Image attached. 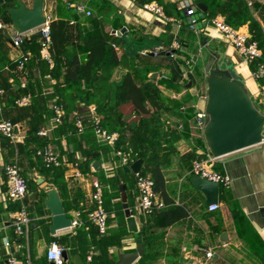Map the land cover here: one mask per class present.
<instances>
[{"label":"crops","instance_id":"1","mask_svg":"<svg viewBox=\"0 0 264 264\" xmlns=\"http://www.w3.org/2000/svg\"><path fill=\"white\" fill-rule=\"evenodd\" d=\"M16 1L6 0L13 4ZM24 1L31 7L34 0ZM153 1L162 6L167 4L169 8L174 6L176 12L183 11L185 2H149ZM247 1L253 17L264 28V0ZM75 2L85 4L86 9L91 12H94L96 4L101 3L111 5L112 11L89 24L76 18L77 13L81 18L87 17L85 12V16H82V12H77L73 7L63 9L70 37L67 60L74 53H83L86 38L92 33L112 34L117 41H137L146 36L163 37L171 42V50L174 49L172 46L175 42L179 43L180 48L179 40L182 39L194 49V53L190 52L191 58L184 64H178L172 54L155 55L152 65H147L152 68L149 76L156 79V85L165 96L172 98V94L176 93L177 99H180L191 94L193 99L186 106L193 111L187 110L180 115L166 114V121L171 127H177L178 124L183 127L179 129L181 136L174 143L177 153L173 156L171 165L164 170V185L156 192L157 197L165 203L162 209L181 207L186 214L170 224L163 218L155 219L140 214L136 208V188L130 186L127 189L126 183H121L126 186L129 206L135 212L139 231L146 229L147 243H143L145 255L134 264H264V144L224 155L213 162L212 167L229 180L227 185H220L217 210H209L205 194L191 181V167L195 159L200 156H203L201 159H206L211 154L206 148L203 129L197 126L195 119V106L202 103V96L207 95L206 65L211 54L214 52L221 56L223 67L228 61L234 64L262 114L264 75L256 78L250 62L228 44L200 12V29L191 32L185 30L183 24L186 20L183 22L180 16H169L171 20L168 22L160 21L137 1ZM57 5L58 0H44L45 13H52L57 18ZM0 20L3 22V28H0V84L4 89L0 118L12 119L17 125L15 139L0 134V264H5L12 258L18 264H52L47 251L53 244L61 245L67 250L68 259L65 264H75L73 256L76 254L83 258L85 264H115L118 252L136 250L140 235L139 232L129 231L121 191L110 183L118 176L122 164L116 161L118 156L114 146L101 141L93 130L94 114L91 108L96 107V103L90 96L114 94V84L129 72L132 62L135 61L138 67L145 65L140 57L134 58L123 47L118 46L121 63L113 67H100L95 75L97 82L92 86L81 83L80 90L73 92V97H70L75 105L72 107L69 106V100L63 98L57 80L50 75L51 65H48L42 47L43 36L37 35L39 38H34L35 31L24 33L23 43L17 47L13 40L17 34L13 23ZM240 29L252 34L248 23ZM155 50L165 49L159 46ZM261 51L264 57V50ZM22 55H28L29 60L20 69L18 59ZM154 73H157L156 77L153 76ZM171 80L182 86L180 92L168 86ZM23 96L31 97V107L16 106V100ZM58 99L65 111L67 109L65 120L55 126L48 136L36 134L50 123L52 106ZM124 107L128 111L132 106L127 103ZM77 119H81L84 124L81 132L76 126ZM40 142L49 143L59 152L62 164L58 168H46L43 159L36 153L40 149ZM98 144L109 146L98 147ZM96 155L99 158H94ZM87 158L93 159L88 171H84L83 165ZM14 160L18 162L28 185V193L20 202H12L8 197L5 167ZM98 160L101 162L100 169L94 167ZM125 173L130 179L135 174ZM96 182L103 186L104 208L109 215L105 235L99 234L88 218L89 210L95 205L92 194ZM47 186L58 190L65 212L72 220L81 212V225L51 232L53 214L45 204ZM22 207L28 212L30 222L24 232L20 233L16 229L13 214ZM208 250H213V257L210 259L206 257Z\"/></svg>","mask_w":264,"mask_h":264},{"label":"trees","instance_id":"2","mask_svg":"<svg viewBox=\"0 0 264 264\" xmlns=\"http://www.w3.org/2000/svg\"><path fill=\"white\" fill-rule=\"evenodd\" d=\"M17 1L15 3H17ZM75 1L79 0H68L67 2L58 0L57 18L53 17L50 22L51 44L49 51L53 60L50 75L57 80V85L61 86L63 98H67L69 100V106L74 107L75 105L70 97H73V92L80 90L81 83L86 84V86H92L97 82L95 81V75L100 67H113L121 63L122 57L118 55V46L123 47L132 57L141 58L145 66L138 67L135 61L132 62L129 72L126 73L120 82L114 84V94H106L103 96L92 94L90 97L96 103V111L100 117L101 125L111 132L116 131L120 134L119 141L114 146L115 153L117 150H122L129 158L128 162L123 164L122 158L116 154L118 156L116 157V161L122 165L118 176L111 180L110 183L113 184L117 190H119V185L123 182L126 183L127 189L131 186L135 187L137 190L136 175L133 174L131 179L127 178L125 167L131 165L138 159H142L143 165L141 173L150 175L153 178L155 182V191L158 192L164 185V170L171 165L173 156L177 153L174 143L182 134L178 127H171L167 123L166 114L176 113L180 115L187 110L193 111L192 108L189 107L187 109L186 106L187 103L193 99L191 94L180 99L169 98L165 96L156 85V79L149 76V72L152 71V68L147 65L153 63V59L156 58V56L151 55L150 52L159 46H162L165 50H171V42L164 40L163 37L156 36H146L137 41H117L113 38L112 34L92 33L86 38L83 53L81 55L74 53L71 58L67 60L66 55L67 49L70 47V37L67 30L68 21L64 18L62 11L64 8H70L69 3ZM149 1L152 0H138L137 2L143 5ZM159 1L162 3L161 0ZM200 2L207 5L206 11L199 9V12L207 20L217 15H222L226 22L235 28H240L248 23L252 37L258 41L259 47L264 50V28L262 24L253 17L252 9L247 0H198V3ZM7 4H9V2H6V0H4V3L0 1V19L6 22H12L7 10ZM254 6L256 7V5ZM163 7L168 16H180L183 22L186 20L184 11L180 10L179 12V10H177L176 12L174 6L169 8L167 4ZM111 11V5L107 6L101 3L96 4L94 12H92L90 16L81 18L77 13L76 18L93 24L96 18L100 19L103 15ZM262 19L264 22V14ZM183 26L185 30L193 32L190 30L187 22H184ZM34 38H39V36L34 35ZM179 41L181 47L175 50L174 55L178 64H184L187 59L191 58L192 55H190V52L194 53V49L191 48L190 43L185 44L182 39ZM143 51L147 52L142 53ZM263 59L264 57L249 63L252 71H255L257 62ZM47 63L50 65L48 61ZM168 86L176 92H180L182 88V86L172 80L168 82ZM57 102L61 103L59 99ZM127 103H130L132 106L128 111L125 107L123 108ZM31 106L32 104L22 108H29ZM182 106H185L184 110L181 109ZM51 115H54L53 111H51ZM8 120L14 122L12 119ZM36 134H38V132ZM30 135L32 136L34 134ZM48 144L47 142H40L38 147L43 148ZM101 146L105 147L109 145L98 144V147ZM206 148L207 151L210 152L208 147ZM94 158H99V156L96 155ZM201 158H203V156L197 159ZM92 159L93 158H87L86 161H84V171H88ZM46 168L52 169L58 167ZM220 185L224 184L220 183ZM185 214L186 212L181 207L170 206L165 209L156 210L147 217H153L155 219L163 218L166 223L170 224L181 219ZM95 228L97 232L101 234L96 226ZM139 235V237L143 239V243L146 244V229L142 228L139 231Z\"/></svg>","mask_w":264,"mask_h":264},{"label":"built area","instance_id":"3","mask_svg":"<svg viewBox=\"0 0 264 264\" xmlns=\"http://www.w3.org/2000/svg\"><path fill=\"white\" fill-rule=\"evenodd\" d=\"M138 1V0H133ZM70 7H73L77 12H85L86 15L90 16L92 12L86 9L85 4L81 2H73L69 3ZM143 8L151 13H153L158 20L163 22H168L171 18L165 13L163 6L156 1L146 2L143 4ZM199 7L198 0H185L183 5V11L186 16V22L189 28L193 31H198L199 28ZM46 21L40 27L43 36L42 47L45 51L44 57L49 62V64L53 65V60L51 57V53L49 51L51 44V35H50V22L53 19L52 13H45ZM208 22L217 29L222 38L231 46H233L241 55H243L248 62H253L262 58V51L259 47V43L256 39L252 37L251 34L241 30L240 28H235L226 22L225 18L222 15H217L214 18L208 20ZM0 28H3V22L0 20ZM14 45L21 46L24 40V33H18L14 36ZM174 49L179 48V43L175 42L172 46ZM159 50H155L158 52ZM29 60L28 55H22L18 59V66L20 69L25 67L26 62ZM253 75L256 78H261L264 75V60L257 62V66L255 71H253ZM3 96L4 89L0 84V114L3 111ZM172 99L177 98V94H172ZM207 95L202 96L200 100L202 103L196 104L195 111V119L196 124L201 129H204L205 121L207 118L205 105H206ZM31 97L23 96L16 100V105L18 107H27L31 105ZM182 110L185 109V106L181 107ZM52 110L54 115L51 118L50 123L38 131V135L40 136H48L49 132L53 130V128L61 123L66 116V111L62 104L55 102L52 106ZM91 111L94 114L93 117V128L97 137L111 145L115 146L120 138V134L116 131H109L104 128L100 123V117L97 114L96 107L92 106ZM76 126L79 132L83 131L84 124L81 119L76 120ZM17 125L11 120H7L4 117L0 118V134L7 136L11 139L16 138V129ZM178 129L183 127L182 124L177 125ZM260 144H264V129H263V138ZM37 155L40 156L46 167H58L62 164V159L60 158L59 152L51 145H46L43 148L37 150ZM117 155L122 158V162L125 164L128 162L129 158L122 150H117ZM217 158L212 154L209 155L206 159H196L193 162L191 173L193 176L197 175L202 178L209 179L211 181L223 183L224 185L228 184V178L215 170L212 167L213 162ZM5 172L7 176V186H8V197L12 202H20L22 201L28 193V185L25 177L21 174L20 166L17 161H12L8 163L5 167ZM136 175V186L138 190V199H137V211L140 214L145 216L153 214L156 210L162 209L165 207L164 201L160 200L157 197L155 191V182L150 175H144L139 171L135 173ZM93 200L95 202L94 207L89 210L88 218L89 220L97 227L98 231L101 234H106L108 231V212L104 208V198H103V186L101 183L96 182L94 184V192L92 194ZM210 211L217 210L219 208L218 203H214L208 206ZM133 214L135 215L134 210ZM16 229L18 232H24L25 228L30 222V218L28 212L24 207L17 210L14 214ZM81 212L77 213L75 219L72 220V227H78L82 224L81 220ZM64 250L65 248L58 244H53L47 251V257L50 261L55 264H65L66 260L64 258ZM206 257L208 259L213 257V250H208L206 252ZM91 261V257L88 258ZM9 264H18L17 260L12 258L8 260ZM204 264V262H201Z\"/></svg>","mask_w":264,"mask_h":264},{"label":"water","instance_id":"4","mask_svg":"<svg viewBox=\"0 0 264 264\" xmlns=\"http://www.w3.org/2000/svg\"><path fill=\"white\" fill-rule=\"evenodd\" d=\"M0 1L4 3V0ZM198 7L202 11L207 10V5L202 2L198 3ZM7 10L18 33L35 31L36 35L42 34L40 27L46 21L44 0H34L31 7L24 0H18L17 3L7 4ZM81 15L85 16V13L82 12ZM174 52L175 50H162L153 51L150 54L172 55ZM220 60L221 56L213 52L206 65L207 100L205 110L207 118L203 129L207 147L216 158L260 144L264 129V114L260 112L257 104L252 100L243 78L237 73L231 61H228L223 67ZM153 76L156 77L157 73H154ZM142 164L143 160L138 159L130 166H126L125 171L138 173L142 169ZM94 167L100 169L101 162L96 161ZM191 181L198 190L205 194L208 205L219 202V182L197 175L193 176ZM119 189L128 229L138 233L137 218L129 206L126 186L120 184ZM45 204L53 214V224L50 228L52 233L71 227L72 219L65 212L61 195L53 186H47ZM262 212L264 214V207ZM63 255L67 260V250H64ZM144 255L143 239L139 237L136 250L127 253L118 252V259L115 264H134L138 258ZM73 259L75 264H85L79 254L74 255ZM5 264H9L8 260Z\"/></svg>","mask_w":264,"mask_h":264},{"label":"rangeland","instance_id":"5","mask_svg":"<svg viewBox=\"0 0 264 264\" xmlns=\"http://www.w3.org/2000/svg\"><path fill=\"white\" fill-rule=\"evenodd\" d=\"M115 189H117V188H115Z\"/></svg>","mask_w":264,"mask_h":264}]
</instances>
